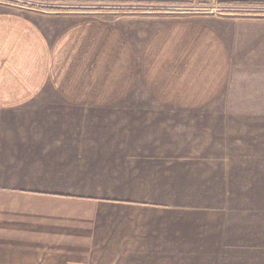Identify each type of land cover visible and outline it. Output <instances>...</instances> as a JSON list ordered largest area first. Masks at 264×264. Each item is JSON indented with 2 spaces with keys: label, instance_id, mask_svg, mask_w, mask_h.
I'll return each instance as SVG.
<instances>
[{
  "label": "crops",
  "instance_id": "crops-1",
  "mask_svg": "<svg viewBox=\"0 0 264 264\" xmlns=\"http://www.w3.org/2000/svg\"><path fill=\"white\" fill-rule=\"evenodd\" d=\"M0 264H264V0H0Z\"/></svg>",
  "mask_w": 264,
  "mask_h": 264
},
{
  "label": "rangeland",
  "instance_id": "rangeland-1",
  "mask_svg": "<svg viewBox=\"0 0 264 264\" xmlns=\"http://www.w3.org/2000/svg\"><path fill=\"white\" fill-rule=\"evenodd\" d=\"M97 9H94V10H103V9H107V10H112V11H121L120 10V7H111L110 9L107 7V6H101V5H98L96 7ZM226 10H217L215 12H217L216 14H220V13H233V12H237V11H240V10H235V9H231V8H225ZM185 11H195V10H185ZM203 11V10H202ZM207 11H211V10H207Z\"/></svg>",
  "mask_w": 264,
  "mask_h": 264
},
{
  "label": "built area",
  "instance_id": "built-area-1",
  "mask_svg": "<svg viewBox=\"0 0 264 264\" xmlns=\"http://www.w3.org/2000/svg\"><path fill=\"white\" fill-rule=\"evenodd\" d=\"M185 10L186 9L181 8V9H179V12H183ZM217 10H226V9L224 7H213V8H211V12H213V13H217V12H215ZM203 11H206V10H203Z\"/></svg>",
  "mask_w": 264,
  "mask_h": 264
}]
</instances>
